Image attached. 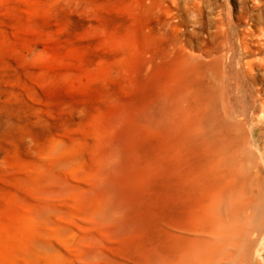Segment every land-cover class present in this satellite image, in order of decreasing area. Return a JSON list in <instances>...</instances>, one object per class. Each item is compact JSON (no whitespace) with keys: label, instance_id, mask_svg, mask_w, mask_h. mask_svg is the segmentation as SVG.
<instances>
[{"label":"rangeland","instance_id":"obj_1","mask_svg":"<svg viewBox=\"0 0 264 264\" xmlns=\"http://www.w3.org/2000/svg\"><path fill=\"white\" fill-rule=\"evenodd\" d=\"M215 74L261 113L264 0H0V264H191Z\"/></svg>","mask_w":264,"mask_h":264},{"label":"bare ground","instance_id":"obj_2","mask_svg":"<svg viewBox=\"0 0 264 264\" xmlns=\"http://www.w3.org/2000/svg\"><path fill=\"white\" fill-rule=\"evenodd\" d=\"M213 79L202 106L175 103L186 145H202L205 180L180 247L191 264H264V103L256 114L238 85Z\"/></svg>","mask_w":264,"mask_h":264}]
</instances>
